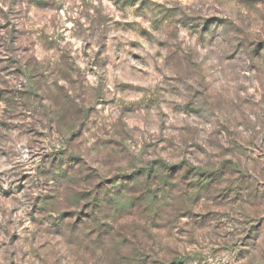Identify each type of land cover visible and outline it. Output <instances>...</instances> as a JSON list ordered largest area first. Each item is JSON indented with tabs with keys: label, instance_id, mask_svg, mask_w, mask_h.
<instances>
[{
	"label": "rangeland",
	"instance_id": "obj_1",
	"mask_svg": "<svg viewBox=\"0 0 264 264\" xmlns=\"http://www.w3.org/2000/svg\"><path fill=\"white\" fill-rule=\"evenodd\" d=\"M0 264H264V0H0Z\"/></svg>",
	"mask_w": 264,
	"mask_h": 264
}]
</instances>
